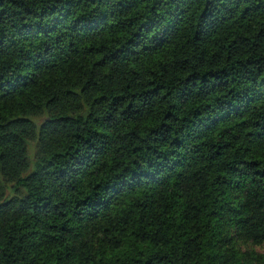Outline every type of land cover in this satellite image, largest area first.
Instances as JSON below:
<instances>
[{
  "label": "trees",
  "instance_id": "obj_1",
  "mask_svg": "<svg viewBox=\"0 0 264 264\" xmlns=\"http://www.w3.org/2000/svg\"><path fill=\"white\" fill-rule=\"evenodd\" d=\"M263 242L264 0H0V264Z\"/></svg>",
  "mask_w": 264,
  "mask_h": 264
},
{
  "label": "rangeland",
  "instance_id": "obj_2",
  "mask_svg": "<svg viewBox=\"0 0 264 264\" xmlns=\"http://www.w3.org/2000/svg\"><path fill=\"white\" fill-rule=\"evenodd\" d=\"M35 150L31 151V154L34 155ZM251 249H254L258 253H263L264 254V242L260 245L250 247Z\"/></svg>",
  "mask_w": 264,
  "mask_h": 264
}]
</instances>
